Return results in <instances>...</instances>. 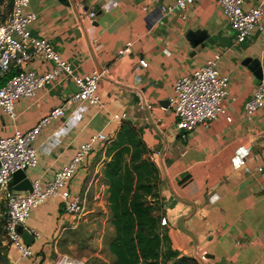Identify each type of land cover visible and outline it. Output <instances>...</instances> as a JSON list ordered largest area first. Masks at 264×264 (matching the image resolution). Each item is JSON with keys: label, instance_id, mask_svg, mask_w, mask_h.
I'll use <instances>...</instances> for the list:
<instances>
[{"label": "crops", "instance_id": "1", "mask_svg": "<svg viewBox=\"0 0 264 264\" xmlns=\"http://www.w3.org/2000/svg\"><path fill=\"white\" fill-rule=\"evenodd\" d=\"M176 2L31 1L27 12L37 17L30 27L34 37L49 40L76 75L96 69L105 74L99 88L103 106L72 104L44 126L34 142L38 165L27 174L45 186L93 136L103 132L115 137L122 125L115 116L133 119L159 169L167 221L163 230L172 248L198 264H264V106L252 119L245 109L264 84V18L246 41L238 42L219 0H196L185 18L177 11L163 13L162 8ZM258 5L264 6V0H244L246 9ZM130 43L131 53L121 55ZM211 60L230 78L226 114L183 139L172 105L174 85ZM53 68L39 54L25 66L38 76ZM77 91L74 80L61 73L36 96L16 103V121L0 111V139L32 130ZM107 146L95 145L69 186L84 198L86 214L109 213ZM76 224L59 198L48 199L32 209L27 222L28 229L40 234L30 246L34 257L21 259L10 245L2 252L6 262L54 264L67 244L65 232Z\"/></svg>", "mask_w": 264, "mask_h": 264}, {"label": "built area", "instance_id": "2", "mask_svg": "<svg viewBox=\"0 0 264 264\" xmlns=\"http://www.w3.org/2000/svg\"><path fill=\"white\" fill-rule=\"evenodd\" d=\"M31 1L12 0L9 16L5 19L0 18V76L7 78L6 82L0 85V111L16 121V103L22 98L36 96L41 88L52 83L61 73L74 80L78 91L62 105L54 108L32 130L16 131L13 135L0 139V192L4 194L8 217L6 234L10 245L19 252L21 259L34 257V251L17 233V226L28 229L27 222L32 209L41 206L50 198H59L64 210L71 217L79 218L84 214V198L74 194L69 186L79 166L94 152L95 145L107 146L114 138L103 132L93 136L89 142L79 148L73 160L59 170L53 180L47 182L45 186H42L39 180L32 181V193H21L11 189L16 172H27L37 167L38 153L34 142L44 126L66 114L72 104L103 106L99 88L104 78V71L96 69L89 75H76L73 65L52 48L49 40L34 37L30 27L36 22L37 17L34 13L27 12ZM195 1L177 0L173 6L164 7L162 11L164 14L177 11L182 18H185L187 10ZM219 2L228 23L235 31L238 42L246 41L264 18L262 5L246 9L244 0H219ZM89 16L94 18L96 14L91 12ZM131 47L132 44H128L120 54L131 53ZM34 54L51 61L54 64L53 70L44 76L26 71L25 66L32 60ZM140 65L144 68L148 67L145 60H142ZM229 83L230 78L220 74L215 60L209 61L190 75H182L178 78L174 85L172 105L176 116V127L183 139H186L197 126L208 125L219 116L226 114L224 102L228 97ZM263 106L264 84H261L245 105L248 118L252 119L254 113ZM115 119L123 122L126 118L115 116ZM228 120L231 121V118ZM162 225H167L166 219H163ZM28 230L35 239L40 238V234Z\"/></svg>", "mask_w": 264, "mask_h": 264}, {"label": "trees", "instance_id": "3", "mask_svg": "<svg viewBox=\"0 0 264 264\" xmlns=\"http://www.w3.org/2000/svg\"><path fill=\"white\" fill-rule=\"evenodd\" d=\"M3 2L0 0V5ZM6 80L0 76V85ZM141 134L133 123L123 121L106 148L104 178L114 227L109 252L114 264H198L193 258L180 256L163 230L159 169ZM0 260L6 262L2 252Z\"/></svg>", "mask_w": 264, "mask_h": 264}, {"label": "rangeland", "instance_id": "4", "mask_svg": "<svg viewBox=\"0 0 264 264\" xmlns=\"http://www.w3.org/2000/svg\"><path fill=\"white\" fill-rule=\"evenodd\" d=\"M11 12V6L0 5V18H6ZM4 194L0 192V252L10 247L6 234L8 217L4 202ZM76 225L65 232L67 244L59 251L60 258L55 263H62L66 258L81 264H114V258L109 252V243L114 235L110 212L97 210L94 213L82 214L76 218ZM5 261L0 260V264ZM54 263V264H55Z\"/></svg>", "mask_w": 264, "mask_h": 264}, {"label": "water", "instance_id": "5", "mask_svg": "<svg viewBox=\"0 0 264 264\" xmlns=\"http://www.w3.org/2000/svg\"><path fill=\"white\" fill-rule=\"evenodd\" d=\"M66 1V0H62ZM169 101L163 102L164 105H169ZM129 122L135 123L133 119H128ZM13 190L21 193H32L33 184L29 178L26 171H18L13 176L12 181ZM17 233L22 236L24 243L27 246H32L35 242L34 236L30 233L28 229H25L23 226H17Z\"/></svg>", "mask_w": 264, "mask_h": 264}, {"label": "bare ground", "instance_id": "6", "mask_svg": "<svg viewBox=\"0 0 264 264\" xmlns=\"http://www.w3.org/2000/svg\"><path fill=\"white\" fill-rule=\"evenodd\" d=\"M62 264H78L76 261H73V260H71V259H69V258H66L63 262H62Z\"/></svg>", "mask_w": 264, "mask_h": 264}, {"label": "snow or ice", "instance_id": "7", "mask_svg": "<svg viewBox=\"0 0 264 264\" xmlns=\"http://www.w3.org/2000/svg\"><path fill=\"white\" fill-rule=\"evenodd\" d=\"M238 163V162H237Z\"/></svg>", "mask_w": 264, "mask_h": 264}]
</instances>
